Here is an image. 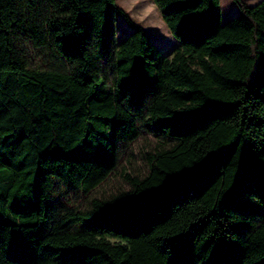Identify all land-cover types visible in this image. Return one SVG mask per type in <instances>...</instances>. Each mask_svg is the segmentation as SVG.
<instances>
[{
    "label": "trees",
    "instance_id": "obj_1",
    "mask_svg": "<svg viewBox=\"0 0 264 264\" xmlns=\"http://www.w3.org/2000/svg\"><path fill=\"white\" fill-rule=\"evenodd\" d=\"M232 1L222 22L220 0H152L168 55L116 0H0V264H264V0ZM16 34L67 68H29ZM143 131L147 175L68 209Z\"/></svg>",
    "mask_w": 264,
    "mask_h": 264
},
{
    "label": "rangeland",
    "instance_id": "obj_2",
    "mask_svg": "<svg viewBox=\"0 0 264 264\" xmlns=\"http://www.w3.org/2000/svg\"><path fill=\"white\" fill-rule=\"evenodd\" d=\"M245 1L248 5H253L259 0ZM116 3L136 24L140 25L145 30L153 43L164 54L170 55L172 53L178 41L170 35L152 0H116ZM220 8L222 22L238 14V9L232 0H220ZM21 13L25 22L35 18V21L40 23L43 17L38 11L33 14L26 6L21 8ZM113 24L116 28V43H119L129 32H132V29L117 13L113 17ZM14 45L18 56L29 68L62 70L67 68V66L59 61L52 52L35 48L32 41L23 35L16 34L14 36ZM101 61L102 64L106 63L104 59ZM162 143L163 142L158 138L143 131L135 142L121 147L116 169L111 176L89 195H74L71 199V203L68 205V209L73 211H84L88 208L89 202L92 199L109 201L120 200L130 191L124 179L125 175L139 178L145 177L149 170L145 156L147 154H154L156 150L160 149ZM59 194L60 190L53 191V200L57 206V217H59L62 214L61 211L64 210L62 199H60Z\"/></svg>",
    "mask_w": 264,
    "mask_h": 264
}]
</instances>
